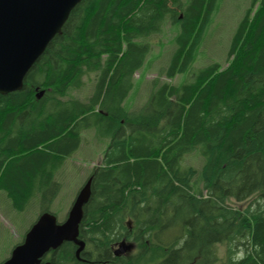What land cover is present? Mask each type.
<instances>
[{"label":"trees","instance_id":"16d2710c","mask_svg":"<svg viewBox=\"0 0 264 264\" xmlns=\"http://www.w3.org/2000/svg\"><path fill=\"white\" fill-rule=\"evenodd\" d=\"M217 2L83 0L23 89L0 95V193L18 211L41 196V214L51 212L55 178L83 131L97 128L110 139L85 183L84 250L78 257V246L65 242L44 261L264 264V0H251L226 66L171 83L190 69ZM166 21L179 26L170 63L145 105L129 112L124 102L151 50L141 40L160 34ZM90 74L88 100L68 97ZM195 150L200 169L184 164ZM230 200L249 205L241 211ZM123 240L135 248L116 256Z\"/></svg>","mask_w":264,"mask_h":264},{"label":"rangeland","instance_id":"374dc122","mask_svg":"<svg viewBox=\"0 0 264 264\" xmlns=\"http://www.w3.org/2000/svg\"><path fill=\"white\" fill-rule=\"evenodd\" d=\"M181 1L186 3L188 0ZM250 4L251 0H218L190 69L177 75L171 83L179 86L191 80L198 69L214 63L226 66L232 37ZM178 32V25H172L166 21L160 34L141 40V42H148L151 50L143 68L136 73L134 88L124 102L127 111H137L148 101L153 83L159 79L163 69L170 63L176 48L175 37ZM84 81L83 87L72 90L68 97L86 102L95 88V74L88 75ZM109 144L110 139L104 137L97 128L87 129L82 132V143L79 149L65 159L63 167L55 178L59 183V191L54 201L48 205L50 213L54 214L60 223L67 220L72 205L91 172L102 165L103 156ZM203 163L204 160L197 150L184 158L185 165H191L197 169H200ZM194 187L196 190L200 188L199 179L196 180ZM44 204L47 203L42 201L41 196H36L24 211H18L13 208L6 194L0 193V264L9 259L14 248L24 241L29 229L41 216ZM229 204L242 211L249 205V201L230 200Z\"/></svg>","mask_w":264,"mask_h":264},{"label":"water","instance_id":"95a60500","mask_svg":"<svg viewBox=\"0 0 264 264\" xmlns=\"http://www.w3.org/2000/svg\"><path fill=\"white\" fill-rule=\"evenodd\" d=\"M83 0H0V95L23 89L24 80L45 53L72 11ZM44 92H37L40 99ZM91 196L90 182L78 194L68 218L60 223L50 213H42L27 232L24 241L14 248L9 259L1 264H51L44 257L65 242L78 246L77 256L85 248L79 239L84 206ZM135 248L134 243L121 241L115 249L122 256Z\"/></svg>","mask_w":264,"mask_h":264}]
</instances>
